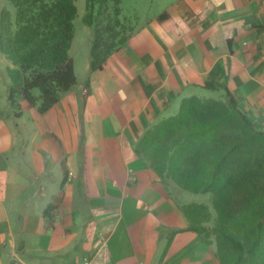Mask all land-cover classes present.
I'll list each match as a JSON object with an SVG mask.
<instances>
[{
	"label": "crops",
	"instance_id": "0c3cea01",
	"mask_svg": "<svg viewBox=\"0 0 264 264\" xmlns=\"http://www.w3.org/2000/svg\"><path fill=\"white\" fill-rule=\"evenodd\" d=\"M72 61L76 84L40 113L8 100L0 53V264H220L134 147L183 98L221 96L206 83L264 132V0H176L101 70Z\"/></svg>",
	"mask_w": 264,
	"mask_h": 264
},
{
	"label": "trees",
	"instance_id": "16d2710c",
	"mask_svg": "<svg viewBox=\"0 0 264 264\" xmlns=\"http://www.w3.org/2000/svg\"><path fill=\"white\" fill-rule=\"evenodd\" d=\"M7 2L12 11L0 12V53L12 66L8 100L13 103L18 93L44 113L76 84L69 55L75 1ZM85 9L83 22L92 29L90 69L101 70L137 23L122 14L120 0H85ZM204 88L222 94L183 98L175 115L143 133L134 152L166 188L211 195L212 210L190 203L182 213L188 229L214 245L220 264H264V132L226 87Z\"/></svg>",
	"mask_w": 264,
	"mask_h": 264
},
{
	"label": "rangeland",
	"instance_id": "374dc122",
	"mask_svg": "<svg viewBox=\"0 0 264 264\" xmlns=\"http://www.w3.org/2000/svg\"><path fill=\"white\" fill-rule=\"evenodd\" d=\"M74 1L77 9V15L74 20V37L69 55L74 60L76 68L79 72L82 62L89 57L92 29L87 27L83 22V18L86 13L85 0ZM175 1L176 0H120V8L125 17L136 20L137 24L135 25V29H138V27L146 21H149L154 17H159L165 13L170 4ZM3 8L12 11V8L8 4L7 0H0V12ZM35 93L37 94V91ZM203 96L207 97L213 95L208 93ZM178 109H176L175 113H172L171 115H175L178 112ZM177 199L185 201L182 202V204L185 205L190 203H204L212 210L210 194H192L181 191V194L178 193ZM182 208L183 207H181V210L183 212Z\"/></svg>",
	"mask_w": 264,
	"mask_h": 264
}]
</instances>
